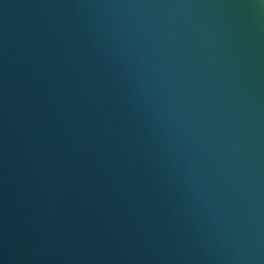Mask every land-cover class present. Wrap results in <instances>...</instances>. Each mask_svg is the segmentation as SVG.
I'll return each mask as SVG.
<instances>
[{"label":"water","instance_id":"95a60500","mask_svg":"<svg viewBox=\"0 0 264 264\" xmlns=\"http://www.w3.org/2000/svg\"><path fill=\"white\" fill-rule=\"evenodd\" d=\"M0 264H264V0H0Z\"/></svg>","mask_w":264,"mask_h":264}]
</instances>
